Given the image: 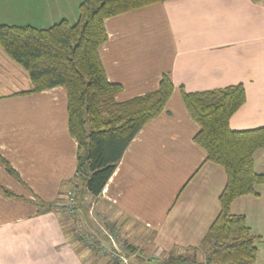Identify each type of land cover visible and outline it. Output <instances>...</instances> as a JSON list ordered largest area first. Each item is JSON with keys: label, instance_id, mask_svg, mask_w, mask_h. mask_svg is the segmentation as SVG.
I'll return each instance as SVG.
<instances>
[{"label": "crops", "instance_id": "0c3cea01", "mask_svg": "<svg viewBox=\"0 0 264 264\" xmlns=\"http://www.w3.org/2000/svg\"><path fill=\"white\" fill-rule=\"evenodd\" d=\"M80 1L35 0V15L13 18L6 8L0 23H74ZM104 27L99 55L108 81L122 84L116 100L156 89L164 72L173 81L170 98L130 140L101 192L76 202L70 218L83 233L64 231L62 212L38 211L32 194L52 201L71 192L63 187L75 172L77 142L67 129L65 90L29 92L27 73L0 48V185L12 193L0 187V264H118L97 223L138 255L134 264L148 256L163 257L162 264L205 259L200 240L217 214L226 175L193 140L199 125L179 87L241 82L245 100L229 126L264 124V0H164L108 17ZM253 165L264 174V147ZM230 212L243 215L255 237L251 264H264V183L236 197Z\"/></svg>", "mask_w": 264, "mask_h": 264}, {"label": "trees", "instance_id": "16d2710c", "mask_svg": "<svg viewBox=\"0 0 264 264\" xmlns=\"http://www.w3.org/2000/svg\"><path fill=\"white\" fill-rule=\"evenodd\" d=\"M162 1L81 0L74 23L61 19L45 28L0 23V48L27 73L29 92L55 86L65 90L67 129L77 150L75 172L63 190L71 191L78 203L85 194L101 192L130 140L160 114L173 91L171 75L164 72L156 89L116 100L122 84L108 81L99 55L107 38L104 20ZM179 91L199 125L193 140L206 151L205 160L221 166L226 175L217 214L200 240L205 259L198 264H251L255 237L244 216L230 212V204L238 196L254 194L255 185L264 183V174L253 165L254 152L264 147V124L241 130L229 126L245 100L241 82L195 91L180 86ZM40 205L44 211L54 208L41 199Z\"/></svg>", "mask_w": 264, "mask_h": 264}, {"label": "rangeland", "instance_id": "374dc122", "mask_svg": "<svg viewBox=\"0 0 264 264\" xmlns=\"http://www.w3.org/2000/svg\"><path fill=\"white\" fill-rule=\"evenodd\" d=\"M33 1H35V0H0V14L4 13L5 9L7 8L11 12V13L9 12L8 15H10L13 18H18V17L27 18L29 16V14L35 15V13L37 12V9H36L37 7L35 6L36 4H34V7H33ZM30 18H31V15H30ZM32 196L35 198L36 205L38 206V203H40V199H38L36 197V195L32 194ZM68 196H70V193H67V196H66L65 193L60 192L59 194L58 193L56 194V197L52 201H46V200L45 201L43 200V201H44L45 205L50 204V203H52L54 205V208L51 210H55L58 213L62 212L59 215H60V222L62 224V228L64 231L70 232L72 229H75L76 232L78 234H80L82 232V231H80L81 230L80 226H74L72 224V220L70 218V213L66 212V210L63 209V207L61 206V203L63 201H65ZM76 202H77V200H76ZM44 207L45 206L40 205V207H38L37 210L40 212H41V210L44 211V209H45ZM57 207H58V209H57ZM93 227L96 228V230L100 233L99 235H103L105 237L106 240L104 241V243H105L104 245H106V247H104V246L103 247L105 249H108L109 252H110V249H112L111 255L113 258H116L118 260V264H134L135 261H138L139 257H137L138 256L137 254L133 255L129 251H125L123 249V247H122L123 243H126V242H124V240H120L119 242L116 241L117 239L115 238V235H114V234H116V232L113 233L112 228L107 229L103 224H98V223H97V225L94 224ZM76 232L73 231L72 234H76ZM72 239H74V237ZM73 242L77 243V241H74V240H73ZM118 243H119V246H118ZM113 244H115V245H113ZM114 253L123 255L125 258V261L124 262L121 261L120 258L118 257V255L116 256V255H114ZM160 255H162V254H160ZM152 259L150 256H148V258L145 257V260H143L144 261L143 264H147L149 262H150L149 264H162V262L164 260V258L160 257V256H158V259H156V258H152ZM178 259H179L178 257H175L174 259H172L174 261L173 264H191L190 261H188V258H186V257L184 258L183 261H180V262Z\"/></svg>", "mask_w": 264, "mask_h": 264}, {"label": "built area", "instance_id": "2783aa9c", "mask_svg": "<svg viewBox=\"0 0 264 264\" xmlns=\"http://www.w3.org/2000/svg\"><path fill=\"white\" fill-rule=\"evenodd\" d=\"M75 205H76V198L72 194H70V196H68L66 198V200L61 203V206L63 207V209H65L66 212H68V213L73 212ZM90 241H91V239L89 240V242ZM114 255H116V256L118 255V257L120 258L121 261H123V262L125 261V258L123 255H120L117 253H114Z\"/></svg>", "mask_w": 264, "mask_h": 264}]
</instances>
